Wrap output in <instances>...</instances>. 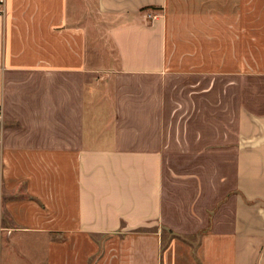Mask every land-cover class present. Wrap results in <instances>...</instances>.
<instances>
[{"label": "crops", "instance_id": "obj_1", "mask_svg": "<svg viewBox=\"0 0 264 264\" xmlns=\"http://www.w3.org/2000/svg\"><path fill=\"white\" fill-rule=\"evenodd\" d=\"M2 1L0 264H264V0Z\"/></svg>", "mask_w": 264, "mask_h": 264}, {"label": "rangeland", "instance_id": "obj_2", "mask_svg": "<svg viewBox=\"0 0 264 264\" xmlns=\"http://www.w3.org/2000/svg\"><path fill=\"white\" fill-rule=\"evenodd\" d=\"M76 3H77L76 0H69V3H68L69 18L71 20H77L78 19L75 17V14L77 13ZM90 12H91V16H89V17L91 18V24H93V26L96 28V30L93 33L90 32V39L92 40V38H93V40H94L92 50H93V52L98 51L100 53L101 52L100 44H101V42H104V39H105L103 37L104 33L99 31V29L102 28V25H100L102 21L100 20L101 19L100 16H98V14L95 12L94 8ZM98 48H99V50H98ZM180 164L182 165V167L185 168V166H184L185 163L183 164V162L182 163L172 162V164H171V162H167V165L169 167L172 165L171 167H172V172H173V178L176 177L177 174L175 173V170H176V168L179 169ZM212 172H213L212 171V162H206V166L204 169L205 176L208 175L211 177ZM171 184H172V186L170 187V190H169L170 191L169 197L171 199L170 202H171V204H176L177 200L175 198H178V201H182L183 199H181L179 192H176L178 189H176V191H175V188H180L182 185L180 182H178V181L176 182L175 179H173ZM222 200H224V199H222ZM187 202L189 205L190 200H188ZM191 205H192V207H191L190 211H192V213L194 214L195 217H198L199 215L197 213H199L200 210L198 209L197 204L192 202ZM176 211H177L176 213L179 212L178 214H180L181 209L179 211V209L176 208ZM192 227L193 226H190V228H192ZM149 229L152 230L154 228H149ZM200 231H201V229L196 230L193 233L184 232V233L177 234V233H174V231L172 229L168 228L167 226H162L161 236H162L163 241L166 242L170 238V236H173V234H177L181 238H184V239L190 241L193 245H195L196 242L198 241Z\"/></svg>", "mask_w": 264, "mask_h": 264}, {"label": "built area", "instance_id": "obj_3", "mask_svg": "<svg viewBox=\"0 0 264 264\" xmlns=\"http://www.w3.org/2000/svg\"><path fill=\"white\" fill-rule=\"evenodd\" d=\"M3 1L2 0H0V16L3 14V11H4V8H3ZM149 15V17H151V18H155L156 17V14H152V13H150V14H148ZM2 119H3V114H2V110L0 109V122L2 121Z\"/></svg>", "mask_w": 264, "mask_h": 264}, {"label": "trees", "instance_id": "obj_4", "mask_svg": "<svg viewBox=\"0 0 264 264\" xmlns=\"http://www.w3.org/2000/svg\"><path fill=\"white\" fill-rule=\"evenodd\" d=\"M155 8V7H154ZM143 9V8H142ZM173 235H177V234H173ZM167 245V241H163V239L161 238V250H163L165 248V246Z\"/></svg>", "mask_w": 264, "mask_h": 264}]
</instances>
